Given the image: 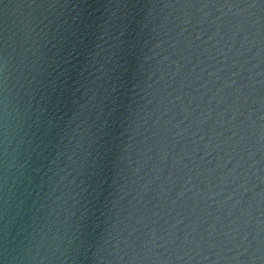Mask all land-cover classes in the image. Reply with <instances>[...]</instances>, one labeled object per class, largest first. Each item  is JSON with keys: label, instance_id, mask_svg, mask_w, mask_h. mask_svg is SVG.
Here are the masks:
<instances>
[{"label": "water", "instance_id": "obj_1", "mask_svg": "<svg viewBox=\"0 0 264 264\" xmlns=\"http://www.w3.org/2000/svg\"><path fill=\"white\" fill-rule=\"evenodd\" d=\"M0 264H264V0H0Z\"/></svg>", "mask_w": 264, "mask_h": 264}]
</instances>
